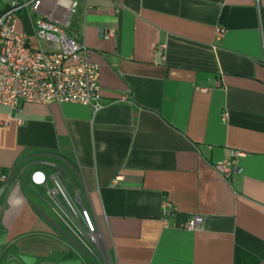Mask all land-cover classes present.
Listing matches in <instances>:
<instances>
[{"label":"crops","instance_id":"1","mask_svg":"<svg viewBox=\"0 0 264 264\" xmlns=\"http://www.w3.org/2000/svg\"><path fill=\"white\" fill-rule=\"evenodd\" d=\"M68 32L102 106L0 104V264H264V0H79Z\"/></svg>","mask_w":264,"mask_h":264},{"label":"built area","instance_id":"2","mask_svg":"<svg viewBox=\"0 0 264 264\" xmlns=\"http://www.w3.org/2000/svg\"><path fill=\"white\" fill-rule=\"evenodd\" d=\"M51 3V0H0V104L15 108L22 99L37 103H76L98 110L102 106L99 66L89 60L87 47L79 37L68 32L70 17L79 0ZM18 18L29 23L30 29L25 26L18 30ZM223 31V27L217 29L218 34ZM238 155L232 152L229 158L216 161L213 167L224 178H230L241 172ZM31 178L35 184H46L40 172H33ZM7 179V174L0 173L1 182ZM52 181L48 195L56 203L61 196L70 206L58 173ZM70 212L67 215L71 225L89 244L98 245L99 234L88 211L82 209L79 216L71 208ZM200 221L195 216L182 227L193 230Z\"/></svg>","mask_w":264,"mask_h":264},{"label":"rangeland","instance_id":"3","mask_svg":"<svg viewBox=\"0 0 264 264\" xmlns=\"http://www.w3.org/2000/svg\"><path fill=\"white\" fill-rule=\"evenodd\" d=\"M17 29H18V28H17ZM49 184H51V183H49ZM62 189H63V191H64V194H65L66 198H67L68 200H70V199H69V195H68L67 190H66V187L62 185ZM60 200L64 203V200H62V199H60ZM65 203H66V202H65ZM54 206H55V205H54Z\"/></svg>","mask_w":264,"mask_h":264},{"label":"trees","instance_id":"4","mask_svg":"<svg viewBox=\"0 0 264 264\" xmlns=\"http://www.w3.org/2000/svg\"><path fill=\"white\" fill-rule=\"evenodd\" d=\"M1 171H2V170H1ZM1 171H0V172H1ZM2 172H3V171H2Z\"/></svg>","mask_w":264,"mask_h":264}]
</instances>
